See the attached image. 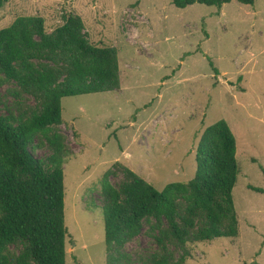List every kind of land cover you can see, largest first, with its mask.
Masks as SVG:
<instances>
[{
  "label": "rangeland",
  "instance_id": "rangeland-1",
  "mask_svg": "<svg viewBox=\"0 0 264 264\" xmlns=\"http://www.w3.org/2000/svg\"><path fill=\"white\" fill-rule=\"evenodd\" d=\"M69 15L81 18L89 42L116 49L120 86L61 99L59 129L71 151L63 164L65 264H105L107 170L114 186L123 167L158 190L188 181L202 132L219 120L236 139L239 233L190 244L185 264H264V193L249 188L264 190V0L184 8L171 0H8L0 28L39 16L50 32ZM14 88L13 81L0 86V113L36 104ZM124 249L140 264L156 245L144 226Z\"/></svg>",
  "mask_w": 264,
  "mask_h": 264
},
{
  "label": "trees",
  "instance_id": "trees-1",
  "mask_svg": "<svg viewBox=\"0 0 264 264\" xmlns=\"http://www.w3.org/2000/svg\"><path fill=\"white\" fill-rule=\"evenodd\" d=\"M230 1L171 0L178 8ZM118 68L116 49L89 42L79 16L65 17L50 32L39 16H20L0 28V86L13 81L17 98L37 100L0 113V264H65L63 164L71 151L59 129L61 99L119 88ZM44 147L49 154L36 157ZM195 161L192 179L162 190L127 167L118 186L109 180L112 170L103 174L105 264H136L124 246L144 226L156 249L139 256L140 264H185L190 244L238 235L236 139L224 120L202 132Z\"/></svg>",
  "mask_w": 264,
  "mask_h": 264
}]
</instances>
